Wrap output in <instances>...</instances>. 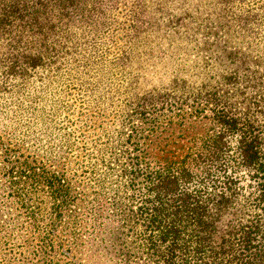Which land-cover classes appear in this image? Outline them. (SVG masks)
Instances as JSON below:
<instances>
[{
	"label": "trees",
	"instance_id": "trees-1",
	"mask_svg": "<svg viewBox=\"0 0 264 264\" xmlns=\"http://www.w3.org/2000/svg\"><path fill=\"white\" fill-rule=\"evenodd\" d=\"M57 53L85 75L112 57L111 85L141 60L179 62L180 78L142 101L135 83L119 85L124 125L103 142L109 157L82 165L95 186L68 180L73 135L42 109V130L3 153L16 159L8 183L23 208L52 203L60 219L81 206L86 222L116 223L109 264H264V0H0V95L14 93L10 105L51 87ZM187 113L210 129L179 155L151 159L152 138Z\"/></svg>",
	"mask_w": 264,
	"mask_h": 264
},
{
	"label": "rangeland",
	"instance_id": "rangeland-1",
	"mask_svg": "<svg viewBox=\"0 0 264 264\" xmlns=\"http://www.w3.org/2000/svg\"><path fill=\"white\" fill-rule=\"evenodd\" d=\"M53 58L55 74L51 73V87L43 89L44 94L35 93L34 83L28 77L27 85L34 88L29 93L20 94L15 104L10 105L14 93L4 91L0 95L7 103L4 106L8 107L6 113L0 108V123L6 122L7 127L0 129V264H109L113 259L106 256L105 248L113 239L112 230L116 223L110 225L97 219L86 222L81 206L76 207L79 212L76 217L73 216L77 212L74 207L73 212L67 211L60 219L51 213L52 203L39 208H23L8 183L10 170L7 161L15 164L16 159H6L3 153L16 147L12 143L21 141H16V135L23 132L21 137L24 139L31 129L40 132L41 111L52 108V126L61 132L71 133L75 142L67 160L68 180L71 183L90 182L84 179L87 176L83 177L85 159L88 154L99 156L105 149L106 157H109L111 152L103 142L114 138L115 127L121 129L124 125L123 96L119 85L127 87L135 83L139 95L136 99L142 101L148 95L158 94L162 85L180 78L181 63L171 61L165 68L161 59L133 61L130 68L125 69V78L117 76L111 85L107 67L112 57L91 62L92 70L87 75L69 55L57 53ZM191 64L192 59H189L186 66ZM176 93L180 95L181 91ZM33 98L38 100L33 101ZM160 101L154 102V106L160 107ZM46 114L49 115L47 111ZM171 114L167 113V116L171 117ZM189 115L187 113L181 118L174 114L171 124L164 128L166 130L152 138L149 148L151 159L161 161V155L171 157L177 152L179 155L184 146L189 145L188 141L210 129V120ZM90 185L95 186V183L90 182Z\"/></svg>",
	"mask_w": 264,
	"mask_h": 264
}]
</instances>
